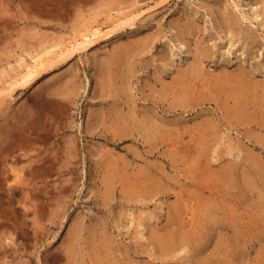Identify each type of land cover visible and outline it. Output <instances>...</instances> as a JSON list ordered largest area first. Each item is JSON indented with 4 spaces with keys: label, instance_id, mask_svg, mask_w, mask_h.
Listing matches in <instances>:
<instances>
[{
    "label": "rangeland",
    "instance_id": "obj_1",
    "mask_svg": "<svg viewBox=\"0 0 264 264\" xmlns=\"http://www.w3.org/2000/svg\"><path fill=\"white\" fill-rule=\"evenodd\" d=\"M0 264H264V0H0Z\"/></svg>",
    "mask_w": 264,
    "mask_h": 264
},
{
    "label": "bare ground",
    "instance_id": "obj_2",
    "mask_svg": "<svg viewBox=\"0 0 264 264\" xmlns=\"http://www.w3.org/2000/svg\"><path fill=\"white\" fill-rule=\"evenodd\" d=\"M234 27V26H233ZM92 36H98V32H92L91 34ZM106 39L111 37V32L108 33V35H105ZM92 38L88 37L87 35H84L83 38L79 41H76L73 45H71V47L69 49H65L63 51H61L59 53V60L63 61L65 60V58L69 57L70 55H72L74 52H79L82 50H86L91 44H92ZM58 54V53H57ZM203 56V55H202ZM57 58V57H56ZM202 58V57H201ZM206 59V58H205ZM55 61L60 62V61ZM199 61V59H198ZM203 62V58L202 60L199 61V66L201 65L200 63ZM55 63V64H56ZM204 63V62H203ZM42 68H40L41 66ZM39 67L40 69H30L26 74H23V76L20 78V80L18 81V83L16 82V84L12 85L13 88H15L16 86H20V87H27L30 84H32L33 82H35V80H37V78H39L40 74L42 73V69L46 68L43 67V64H40ZM199 66L197 65V67L191 68V70L187 71V69H185L184 71H181L179 73V76L182 80L184 81H188L185 82V86L182 89L179 90V92L182 93V95H184L188 90H187V86L188 83H194V82H199L200 80V71H199ZM203 66H200V68ZM44 71V70H43ZM203 75V74H202ZM249 75V74H248ZM178 78V77H177ZM205 78V77H204ZM206 79V78H205ZM240 81V82H235L234 80ZM247 77L245 75L244 70H240L236 73H231L228 74L226 76H224L223 78V83H226V85L228 86V91H227V95L229 97H233L234 99H236L239 103L244 104L246 102V99L248 98V95L250 93V88L249 86H247L248 81H247ZM204 80V79H203ZM245 82H242L244 81ZM203 82V81H202ZM207 83V81H206ZM182 85V83L180 84ZM202 85V84H201ZM204 86V85H203ZM12 89V88H11ZM18 89V88H16ZM178 90V89H177ZM263 90V89H262ZM262 94V93H261ZM260 95V94H259ZM182 98V96H181ZM185 98V97H184ZM182 100V99H181ZM185 100V99H184ZM233 100V99H232ZM242 108V107H241ZM247 122V121H246ZM27 192V191H26ZM26 197V195H25ZM164 235V234H163ZM156 238V237H155ZM156 242L157 244H163V245H170L171 243V239L168 237H164V236H157L156 238ZM173 244V243H171Z\"/></svg>",
    "mask_w": 264,
    "mask_h": 264
}]
</instances>
